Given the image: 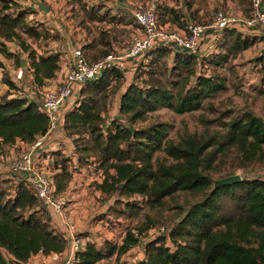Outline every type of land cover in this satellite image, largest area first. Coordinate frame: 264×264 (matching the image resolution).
I'll return each instance as SVG.
<instances>
[{
	"label": "trees",
	"instance_id": "1",
	"mask_svg": "<svg viewBox=\"0 0 264 264\" xmlns=\"http://www.w3.org/2000/svg\"><path fill=\"white\" fill-rule=\"evenodd\" d=\"M73 2L83 13L81 23L84 18L97 22L120 20L108 12L100 13L99 7H88L83 0ZM158 10L159 20L160 14L168 13L167 20L176 22L179 29L184 27L183 14L174 7L161 3ZM250 12L249 6L244 17H249ZM28 14L16 0H0V54L10 55L5 42L16 43L18 51L27 56L24 73L31 70L33 84L42 85L55 75L60 54H37L28 39L36 42L46 32L34 25ZM204 38L211 40L207 55H202L201 50L199 54H189L164 45L153 47L138 67L143 71L129 82L119 70L102 71L97 78L79 85L74 106L63 114L58 130L70 137L76 161L82 165L96 162V169L104 175L97 188L107 197L118 194L107 211L114 220L138 217L142 206L136 197L156 208L164 205L165 197L179 191L198 195L171 228H159L158 235L143 243V259L121 264H264V179H242L213 189L207 172L214 167L216 158L224 161L231 154L239 168L264 164V120L249 110L235 114L232 109L215 107L210 102L227 89L226 77L220 71H234L233 61L257 40L243 33L238 25L219 32L207 31L201 43ZM99 40L102 48L95 40L84 47L91 54L81 47L91 62L111 51L103 32ZM12 57L20 66L17 53ZM254 67L264 86L263 56L254 59ZM9 76L3 71V82L12 87ZM123 86L118 106L122 118L113 116L107 124L111 100ZM205 107L215 116L204 121L215 122L219 128L201 135L185 134L173 141L167 138L166 123L134 126L160 108L184 114ZM47 125V117L32 101L9 98L8 92L0 97L1 144L17 138L30 143L46 131ZM159 150L173 161H153ZM69 163V157L62 156L53 174L57 194L65 192L72 178ZM49 213L23 180L18 179L10 187L0 185V264H9V255L21 264L34 254L66 249L67 239L52 227ZM145 218L146 224L126 227L120 243L106 241L97 247L87 242L78 252L80 264H95L113 255L118 260L152 230L154 221L147 215Z\"/></svg>",
	"mask_w": 264,
	"mask_h": 264
},
{
	"label": "crops",
	"instance_id": "2",
	"mask_svg": "<svg viewBox=\"0 0 264 264\" xmlns=\"http://www.w3.org/2000/svg\"><path fill=\"white\" fill-rule=\"evenodd\" d=\"M16 1L19 3L21 9H27L29 11L28 18L31 20V22L34 25H37L38 28L42 29L43 32H46L43 37L36 42H33L30 38L28 39L32 47L36 50L37 54L46 55L51 52H58L60 54L59 68L56 70L55 75L52 78L46 79L44 81V87H55L61 82L67 70L68 59L71 55L72 50L76 46L84 48L91 41L95 40L98 47L102 48L103 43H101L99 40L102 32L106 35V40L110 42V46L108 48L109 50L118 51L122 47L126 46L130 42L132 34L137 30V25L131 15L133 2H135V4L154 7L157 15L159 11L158 5L162 3L165 6L174 7L177 13L183 14V20L185 21V23L194 21L204 24H208L211 22L214 12L218 9H222L221 6H224V8L227 10L230 9L232 12H227L225 11V9H222L223 11L237 17H244L245 9L249 7V0H228L226 6L223 2L224 0H222L219 8L215 6V4L219 3V0H204V3H207L206 7H201V5H199L197 2H194V0H83V2L87 3L88 7H99L100 13L108 12L111 17H113L114 15L116 18H120V20L109 21L108 19H105L102 22H97L96 20L90 21L84 18V22L81 23L80 21L82 20L83 13L79 9V5L76 2H73V0L64 1V4L61 3L63 1L58 0L60 1L59 3H61L58 5L56 3L52 4L53 0H41L40 3L37 4L38 7L36 8H32L33 6L30 3L25 4V0ZM41 4H43L45 7H48V10L40 8ZM65 7H68L70 11V17L65 18L64 16H62V13H59L62 11L61 9L64 10ZM160 16L161 17L160 20L158 19V22L164 28L170 30H179L176 22L172 21L171 19L167 20L168 13L160 14ZM34 17L37 18L34 19ZM161 18H163L164 20ZM40 23H43V25H41ZM241 31L248 36L256 38L257 40L253 46L249 47L245 51H254L258 49V47H262L261 51L263 52H261L259 56H263L264 58V38H262L264 37V32L257 27L244 29L242 28ZM208 36L210 37L211 34ZM5 44L8 51L13 52V54L17 53V57L21 58V62L22 60H25V65L27 64V58H23V56H25L26 54H22L20 51H18V45L16 43L5 42ZM210 44L211 40L209 38L203 39L200 49L202 55H207L211 52L210 47H208ZM84 51L88 52V54H91V52H89L85 48ZM245 51H243L242 53H244ZM19 53H21V55H18ZM241 54H239L238 57L233 61L234 63L237 59L240 58ZM14 60L15 59L13 58V61ZM142 60V57L134 60H127L124 73L125 82H129L133 77V75L131 76L129 74V71L133 70L134 66H137V64L140 65ZM12 64L13 62H10V65L8 66L9 70H7L8 74L11 76L15 68L14 67L12 70ZM3 71L4 68L0 66V76L3 75ZM32 84L33 75L31 73V70L27 69L25 71V81L23 83V86L26 90V93L29 94H27L29 100ZM77 90H75V93ZM124 90L125 86H123L120 93H117L115 95V98H113L115 100V106L113 107L115 114L112 116H116V114L118 115L120 96L124 92ZM74 98L75 96L70 97L65 101L63 106L64 112H67L70 108H72V106H74ZM109 112L110 111L108 110L106 116H108ZM27 144L28 142H25L18 138L15 139V141H13L12 143L1 144L0 142V185L2 187L14 186L18 181V178L15 177L10 171V162L11 159L14 158L20 151L26 149ZM70 149H72V151H70ZM73 151L75 150L70 137H68L65 132L58 130L50 138H47L45 140L43 149L36 150L35 164L41 168L49 170L54 174V172L58 171L57 167L59 166V160L63 156L69 157V159L71 160L72 168V161L74 162L76 158V154ZM68 152L73 153L72 155H70L68 154ZM51 164L52 171L49 169V166ZM86 167L87 170L84 169L83 173L85 174V179H87V182L89 181V185L86 187L87 189L83 187L79 190V185H74L75 181H81L82 179L80 177L78 178V180L74 179L73 177L75 176V174L72 173V178L68 184V187L66 188L65 192L62 193L67 197V200L69 201L68 212L72 216L73 221L76 225V233L82 237V249L85 247V244L87 242L94 243L97 247H101V245L106 241L113 242V240L105 237L106 233H103V236L101 235L102 237L99 240L98 232H100V229L103 228L100 225H93V223L91 222L93 215H88L87 209L89 205L94 204V200L93 197L89 196L87 191L91 190V188H95L97 186V183L101 182V180L94 177L92 179V172L95 171L91 168V164H86ZM86 172L91 173L87 174ZM79 174L80 173H78V176ZM93 181H96L97 183L93 185ZM82 182H84V180H82ZM96 189L98 190V192L96 191L94 192V194L98 195L100 193L102 195H105L101 190L100 192L98 188ZM91 208L92 207H89V209ZM107 211L106 213H104V215L102 214L101 216H99V218L101 219L106 216L112 218V216L109 215ZM49 216L51 217L52 227L56 229L57 232L63 234L67 239V247L64 251H62L64 253L69 246V230L61 219L51 215L50 213ZM139 245H141L142 247L140 248ZM134 254L136 256H134L133 259H130V257H128L129 255ZM143 258V245L139 242L136 246L130 248L126 253L121 255L118 260L116 259V256L113 255L109 258L98 261L95 264L131 263Z\"/></svg>",
	"mask_w": 264,
	"mask_h": 264
},
{
	"label": "built area",
	"instance_id": "3",
	"mask_svg": "<svg viewBox=\"0 0 264 264\" xmlns=\"http://www.w3.org/2000/svg\"><path fill=\"white\" fill-rule=\"evenodd\" d=\"M38 6V5H37ZM249 17H237L218 9L208 24L194 21L186 22L179 30H170L159 24L154 7L135 4L131 15L137 25L130 42L118 51L111 50L95 61H89L81 47L76 46L68 59L67 70L63 79L55 87L34 85L31 87L30 100L23 86L25 73L23 67L16 66L10 81L14 86L4 83L0 76V97L8 92L9 98H26L32 101L48 119L46 131L28 143L10 162V171L19 180L26 182L33 191L37 202L47 208L51 215L58 217L69 230V246L66 252L37 253L21 264H80L78 252L82 250V237L76 233V225L68 212V200L63 194H57L53 183V173L35 164V152L44 148L63 121L65 101L75 95L80 84L97 78L106 69H115L125 73L127 60L137 59L155 46L164 45L189 54H199L201 38L207 31L219 32L226 27L238 25L240 29L257 27L264 32V0H249ZM28 94V95H27ZM109 116H106V122ZM109 120V119H108ZM92 169L99 175L96 162ZM162 228V227H161ZM9 264H16L12 257H7Z\"/></svg>",
	"mask_w": 264,
	"mask_h": 264
},
{
	"label": "rangeland",
	"instance_id": "4",
	"mask_svg": "<svg viewBox=\"0 0 264 264\" xmlns=\"http://www.w3.org/2000/svg\"><path fill=\"white\" fill-rule=\"evenodd\" d=\"M40 1L41 0H25V4L30 3L33 6L32 8H36L38 7L37 4L40 3ZM61 1H63L61 3L64 4V1L67 0ZM227 1L228 0L223 1L225 6L227 4ZM59 2L60 1L58 0H53L52 4H61ZM194 2H197L199 5H201V7L207 6V3H204V0H194ZM221 2L222 0H219V3L215 4V6L219 8ZM134 5L135 2H133L132 7H134ZM221 7L222 9H225L224 6ZM61 10L62 11L59 13H62V16H64L65 18L70 17V11L68 7H65L64 10ZM225 11L232 12L230 9H225ZM35 18L37 17H34V19ZM40 24L43 25V23ZM261 49L262 47H258V49L254 51L251 50L242 53L240 58L235 61V63L237 64V70L235 69L233 71V69L231 70L230 68H223L220 71L226 77L225 80L227 83V89L223 92L218 93L210 99V102H212L215 107H222L223 109H232L235 114L242 110H249L255 115L260 116L264 120V86L259 83V73H257L256 68L254 67V59L258 57L261 52H263L261 51ZM8 52L10 53V55L7 57H5L6 55H0V63L2 64L1 66L6 72L7 70H9L8 66L10 65V62H13V64L11 65L12 70L14 67H16L13 66L15 65L12 57L13 52ZM146 53L143 54L142 58L145 57ZM23 58L26 59L27 56L25 55L23 56ZM138 67L139 64H137V66H134V69L130 70L129 74L135 77L138 72L143 71L140 70ZM142 76L143 78L146 77V75ZM113 98H115V95ZM113 98L111 100L109 108L110 112L108 114L109 120L107 119V124L113 117L112 115L115 114L113 110V107L115 106V100ZM214 116L215 112L206 107L204 109L184 114H177L167 108H160L156 111L148 113L143 120L136 122L134 126L145 127L151 123H166L167 138L173 141H178L180 137L185 134L201 135L202 133L211 132L213 130L218 129L219 127L215 122L209 123L204 121L205 118L210 119ZM70 151H72V149H70ZM73 152L75 153V151ZM73 152H68V154L72 155ZM232 155L233 154H231L229 159H226L224 161H220L218 158L215 159L213 163L214 167L207 171L208 175L210 176L213 182L214 180L232 174H239L244 180H251L254 178L264 179V164H251L249 166H246L245 168H239L236 167L237 161L232 159ZM155 159L161 160L166 164L173 161L162 150L155 152L153 161ZM86 168V165L79 164L76 161V158L74 162L72 161L71 171L73 174H75L73 178L78 180V178L80 177L82 180H84V182H82V180L77 182L75 181L74 185H79V190L83 187L87 189L86 187L89 185V181L87 182V179H85V174L83 173V170ZM49 169L52 171V164L49 166ZM78 173H80L79 176ZM93 177L98 178L100 180L103 178L102 174L99 175L98 173H93L92 179ZM96 183V181L92 182L93 185H95ZM96 188L97 186L87 191L89 196L93 197L94 200V204L89 205V207L92 208L89 209L88 207L87 209L88 215H93L91 221L93 225H100L103 228L100 229V232H98L99 240L103 236V233H106L105 237L109 238L110 240H113V242L118 243L121 241L126 227L135 228V226L137 225L146 224L145 215H147L154 221V224L151 228V231L149 230L147 233L143 234V237L140 241V243L143 245L145 241L159 234V228H171L173 224L177 222L178 218L182 215V213L189 207V205L192 204L198 198V195L193 196L188 192L179 191L173 197H165V203L161 207L153 208L145 203V199L141 200L140 197H136L138 202H141L140 205L142 206L138 217H133L131 219L121 218L120 220H114L113 217L111 218L109 216H106L100 219L99 216H101L102 214L104 215V213H106L109 206L112 205L113 202L118 198V194L114 192L110 197H106L105 195H102L100 193L96 195L94 194V192H98ZM139 247L141 248L142 246L139 245ZM134 256L136 255H129L128 257H130V259H133Z\"/></svg>",
	"mask_w": 264,
	"mask_h": 264
},
{
	"label": "water",
	"instance_id": "5",
	"mask_svg": "<svg viewBox=\"0 0 264 264\" xmlns=\"http://www.w3.org/2000/svg\"><path fill=\"white\" fill-rule=\"evenodd\" d=\"M40 8H43L45 10H48V7H45L43 4L40 5ZM18 55H21V53H19ZM21 66H25V60H22L21 62ZM116 119H120L122 118V115L118 114L115 116ZM242 178L239 174H232V175H229V176H226V177H222V178H219L217 180H214L213 182V189L221 186V185H225V184H229V183H232V182H239L241 181ZM119 187H121L122 185L119 184L118 185Z\"/></svg>",
	"mask_w": 264,
	"mask_h": 264
}]
</instances>
